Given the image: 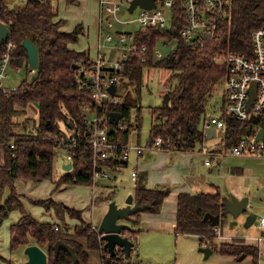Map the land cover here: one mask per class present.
Segmentation results:
<instances>
[{
    "label": "trees",
    "instance_id": "1",
    "mask_svg": "<svg viewBox=\"0 0 264 264\" xmlns=\"http://www.w3.org/2000/svg\"><path fill=\"white\" fill-rule=\"evenodd\" d=\"M7 3L8 0H0V23L9 28L16 45L17 61L14 66L25 64L26 67L28 64L26 51L22 47L23 41H31L38 51V68L34 77L30 81L24 80L16 91L8 94L0 92V150L3 152L0 198L5 189L11 192L7 201L0 205V226L10 213H20L18 222L9 228L10 251L35 245L47 253L48 264H73L65 251H60L56 262L53 260V246L62 241L73 248L78 258L77 264H90L91 252L100 255L101 264H133L129 259L139 234V230L133 228L139 225L142 213L160 212L164 199L170 194L169 187L147 189L135 186V202L149 207L132 215L131 229L122 232L133 243L128 261L124 259L120 249H117L116 255L109 262L104 243L97 232L91 230V224L83 220L81 211L56 204L51 199L47 200L62 223L65 216L79 222L75 227L65 225L61 228L56 222L37 221L21 203L15 190V182L54 181L57 139L61 135L82 132L84 129L82 107L89 105L91 100L77 88L73 66L89 60L90 55L87 51L70 48L78 42L83 28L76 26L70 32L62 31L65 22L57 19L56 9L49 0H27L18 10L10 9ZM179 15H175L168 29L137 31L138 45H146L148 52L143 55L144 58L131 55L124 63L116 83V86H122L121 94H115L118 103L109 107L106 114V119H109L111 113H120L125 122V130L116 129L109 134L110 141L119 147L127 146L133 132H138L141 128L143 75L152 69L171 73L169 80L176 78L177 84L167 90L168 106L161 104L159 107L150 108L153 120L146 147L150 149L157 138L169 142L171 150L175 152H193L203 145L206 136L202 124L206 118L207 100L216 85L223 86L226 57L232 53L251 52L253 33L264 27V0H231L226 16L219 23V39L209 40L203 48L179 41V32L185 24L183 14ZM160 39H166L168 43H178L174 52L163 59H156L154 53ZM30 105L37 107L34 129L15 131L18 122H13L14 117L25 113ZM134 109L137 112L135 126L130 119ZM222 119L225 128L221 145L223 152L228 153L242 137L252 132L254 124L252 121L240 122L230 117ZM263 126L262 124L261 127ZM75 152L77 156L72 162L71 171H64L55 182L57 186L93 185L89 151L84 144H80ZM124 162L125 160L108 161L104 166L116 171L124 167ZM106 199L109 200V196ZM223 199L219 192L180 194L177 201L175 235L197 236L200 246L205 244L221 256L236 259L241 256L251 257L252 264H258V249L244 244L243 240L217 242L213 229L221 228L220 224L227 216L221 215ZM42 203L46 204V201L34 204ZM206 214L220 215L219 223L212 226L209 220L204 219Z\"/></svg>",
    "mask_w": 264,
    "mask_h": 264
},
{
    "label": "built area",
    "instance_id": "2",
    "mask_svg": "<svg viewBox=\"0 0 264 264\" xmlns=\"http://www.w3.org/2000/svg\"><path fill=\"white\" fill-rule=\"evenodd\" d=\"M47 1V0H44ZM53 8L56 9L57 0H49ZM133 0H126V8H128ZM100 6V17H106L108 28L113 27L112 21L119 22L117 14L121 11L120 5L109 0H98ZM231 0H155V7L144 9L139 6L133 10H139L136 19L123 21V25L132 22L138 23L139 29H168L173 18L183 14L185 24L179 32V41L187 45H193L203 48L209 40L219 39V23L226 16L227 7ZM174 9V12H173ZM165 10L167 13L165 14ZM5 40L0 45V92L8 94L16 91L18 87L9 90L3 86L8 79V71L19 73L25 68L29 73H35V68L25 64L22 66H14L17 61L15 55L16 45L12 40L9 28ZM103 25V24H102ZM137 30V31H138ZM137 31L117 32L116 36L106 34L102 39L99 35V43L97 46V55L87 61L80 62L75 70V84L77 88L89 96L91 102L89 105L82 107V122L84 129L81 132H72L67 135H61L56 141V151L61 152L64 158V165L70 164L77 156L75 152L79 149L80 144L89 151L90 161L93 168L92 183L93 187L98 180L108 179L109 169L104 164L108 161L127 160L129 151L135 152L138 156L142 154L145 147L127 146L119 147L109 139V119L106 114L109 107L118 103L115 95L110 94V86H115L123 70L124 63L129 56L136 55L143 57L148 52L146 45L139 46L137 43ZM114 43L108 47V43ZM169 46L166 39L157 41L154 56L156 59H163L170 53L174 52L178 41H174L176 46L173 50L163 55L157 50L159 43ZM252 48L247 53H232L225 59L226 77L223 80L221 89V113L218 117H210L202 124L204 134L211 130L218 131L222 134L225 128V122L222 117H230L240 122L252 121L254 128L252 132L242 137L238 144L231 148L229 155L234 157H264V27L257 29L252 35ZM107 48V49H106ZM103 49L107 50V54H103ZM114 54L108 61L111 51ZM144 61V60H143ZM27 68V69H26ZM255 90V98L248 106L252 91ZM116 94V90H115ZM125 122L121 118L116 129L125 130ZM263 130L262 138L256 141L259 130ZM206 136V135H205ZM13 147V145H11ZM156 151H171V144L157 138L150 148ZM205 150L202 154H207ZM81 159V158H80ZM209 165V162L205 163ZM70 169V171H71ZM65 171V172H70ZM136 173L131 174L134 181ZM95 203V201L93 202ZM91 230L97 232L98 228L93 222H90ZM259 227L264 229V216L259 218ZM57 230V228L55 229ZM214 234L217 239L222 238L220 227H214ZM117 250V249H116ZM128 261V260H126ZM131 262V261H130ZM145 264V263H138Z\"/></svg>",
    "mask_w": 264,
    "mask_h": 264
},
{
    "label": "rangeland",
    "instance_id": "3",
    "mask_svg": "<svg viewBox=\"0 0 264 264\" xmlns=\"http://www.w3.org/2000/svg\"><path fill=\"white\" fill-rule=\"evenodd\" d=\"M120 5L121 11L117 14L119 22L112 21L114 24L112 28H108L106 17L102 18V30L101 38L106 34L116 36L117 32H135L138 30V23L132 22L127 25H123V21L134 20L140 13L136 10L133 14L127 12L126 0H109ZM27 2V0H8V7L12 10H18L21 6ZM161 0H159V3ZM58 16L65 20V25L62 28L63 31H69L76 26L83 28V34L80 35L78 42L71 45L72 49L87 51L92 58L97 55V46L99 39V4L95 0H58ZM167 11L165 10V14ZM161 42L157 46V50L163 55H166L169 51L173 50L176 46L175 43H171L169 46L164 45ZM108 47L114 45V43H108ZM107 49V48H106ZM103 49L102 53L107 54V50ZM34 73H29L27 70L22 69L21 72L15 73L8 71V79L4 82L3 86L9 90L18 87L24 80L30 81L34 77ZM171 73L167 71H161L152 69L143 75V89H142V102H141V128L138 132H133L128 144V148L134 146L146 147L148 140L149 130L152 124L153 117L150 112V108L159 107L162 104L163 96L167 94V90L172 89L176 84V78L169 80ZM116 94H121L122 86L118 84L116 86ZM221 89L222 85H216L212 94L209 96L206 104L205 120L210 117H218L221 113ZM36 105H30L25 113L14 117L13 122L18 126L15 131H29L34 129V124L37 122L36 118ZM131 124L136 125L137 112L131 111L130 115ZM26 120V121H25ZM25 121V122H24ZM202 123V122H201ZM201 126V124H200ZM24 127V128H23ZM223 140V134L218 131L216 136L212 139H205L204 146L206 148L214 147L215 144L220 143ZM152 150V149H151ZM172 151V150H171ZM133 152V151H129ZM128 152V153H129ZM148 152V151H146ZM145 152V153H146ZM155 152V151H154ZM175 152V151H173ZM63 154L56 151L55 164H54V181L32 182V181H17L15 185L16 192L20 200H23L24 209L38 221H53L60 225L61 228L65 226L75 227L79 224L77 220L70 219L65 216V221L62 223L56 217V211L53 207H50L51 199L54 203L66 206L72 209L76 208L77 211H82L83 219L86 223L93 222L96 227H99L100 221L103 215L108 210L110 202L106 198L110 195L111 202H115L117 206L124 204L126 200V193L132 191L129 183L130 169L121 168V176L115 173V170L109 169V178L104 180H98L94 190L91 186L85 185H60L57 186L55 182L64 173L63 166L65 164ZM3 165V152L0 150V166ZM116 177V178H115ZM122 178V181L120 179ZM29 182V183H28ZM122 182V183H121ZM124 182V183H123ZM127 185V187L125 186ZM125 187V188H124ZM127 191V192H126ZM6 190H4L1 198L0 205L7 201L8 198ZM111 192H114L113 195ZM5 193V195H4ZM33 199V200H31ZM100 199L98 203H93L95 200ZM102 199V201H101ZM104 199V200H103ZM60 201V202H56ZM46 201V204L35 205V202ZM64 203V204H63ZM75 209V210H76ZM17 212H12L2 222L0 226V264H25L27 262V256L25 255V249L20 248L16 251H10V233L9 228L12 223H15V216ZM256 217V221L250 228H245L244 224L249 215ZM33 217V218H34ZM261 216L258 213L250 212L249 208L245 213L240 214L237 218H233L228 215L224 218L220 224L223 232L234 235L235 231L243 232L250 236H259L258 226L259 218ZM131 227V225L129 224ZM243 234L236 238H240ZM137 238V244L135 245L129 261L133 264H137L142 261L147 264H218V259L221 257L217 252H214L209 258L205 259L202 247L199 241L192 237L179 236L175 238L173 234L166 235L165 237L150 239L148 235H141ZM235 238V239H236ZM218 241V240H217ZM33 246V245H31ZM246 259V260H245ZM250 257L244 258L238 264H249ZM90 264H101V257L97 252L90 253Z\"/></svg>",
    "mask_w": 264,
    "mask_h": 264
},
{
    "label": "crops",
    "instance_id": "4",
    "mask_svg": "<svg viewBox=\"0 0 264 264\" xmlns=\"http://www.w3.org/2000/svg\"><path fill=\"white\" fill-rule=\"evenodd\" d=\"M95 1H97V4H99L98 0ZM58 5L59 4L57 0V19H61L58 16ZM63 21L65 22V20ZM64 25L62 26V28L64 27ZM74 28L64 32H70ZM101 30L102 20L99 16V35H101ZM100 39L102 38L100 37ZM70 48L72 49V47ZM90 58L92 57L90 56ZM213 137L206 139H212ZM221 143L222 141L215 144L216 146L210 147L209 149L206 148L203 143L200 148H197L195 151L188 153L144 149L142 154L138 156L135 152H129L128 158L124 162V167L127 168V170L130 169L128 178L129 181L127 183H129L131 189L133 188V190L128 192L126 191V198L128 195H132L134 200V188L136 185L145 187L147 189H160L162 187H169L171 189L170 194L164 199L162 207L158 214L142 213L140 215L139 225L133 228L134 230H139L138 239L139 237H142L141 235H148L152 240L155 238L165 237L166 235L170 234H173L175 238L179 237L175 235L174 230L176 226L178 196L182 193L195 195L199 193L214 194L216 192H219L223 198H227L229 200L233 197L237 198L238 200L247 198L248 208L250 212H255L260 216H264V157H234L229 155L228 153L223 152ZM204 150L208 152L205 155L202 154V151ZM206 162H209V165H206ZM121 171V168H119L115 171V173L121 176ZM132 173H136L134 181L131 179ZM120 181H122V178L120 179ZM125 186L127 187L126 184ZM5 190L7 192V195L5 197L6 200V198H8L9 196V189ZM113 193L114 192H111L112 195ZM111 200L112 199H110L109 197L108 202H111ZM55 201L60 202L57 200ZM99 201L100 199H97L95 200V203H98ZM22 202L23 200H21V203ZM123 206L124 204L118 207ZM15 212H17L14 221L16 223L20 218V213L18 211ZM251 214L254 215V213ZM256 220L257 219L255 217V221ZM13 224L14 223H12L11 225ZM258 230L259 231L257 234H259V236H250L248 234H243V232H239L237 230L234 232V235L237 234L238 237L240 234H243V236L240 238H236L234 237V235H230L229 233L225 234L221 229L222 238L217 239V242L231 243L233 240H235V238L238 240H243L244 244L256 247L258 249V264H264V229L258 226ZM184 236L192 237L193 239L199 241V238L197 236ZM201 247L207 248L205 244H203ZM213 253L214 251L211 250V254L209 256H211ZM238 262H240L239 259L229 256H221L218 259V264H238ZM138 263L145 262H143L142 260ZM249 264H252L251 257L249 260Z\"/></svg>",
    "mask_w": 264,
    "mask_h": 264
},
{
    "label": "water",
    "instance_id": "5",
    "mask_svg": "<svg viewBox=\"0 0 264 264\" xmlns=\"http://www.w3.org/2000/svg\"><path fill=\"white\" fill-rule=\"evenodd\" d=\"M36 1V0H33ZM139 6L144 9H151L155 7V0H133L130 3L128 8V13H132L133 10ZM8 34V29L0 24V45L3 40L6 39ZM23 49L26 51L28 64L31 65L33 68H38V51L35 44H33L29 40H25L22 43ZM114 51L110 52L108 61L111 60ZM73 69H77V65L73 66ZM115 86H110L109 91L112 96L115 95ZM251 98L248 102V106L251 104L252 100L255 98V90L253 88ZM169 104V95L165 94L163 96L162 105L168 106ZM122 118L120 113H111L109 116V124L111 127L109 128V134L114 131V127L117 125L118 121ZM263 130H259L256 141L262 138ZM206 138L213 137L215 135V131L211 130L206 132ZM71 165L67 164L63 166L64 171H70ZM221 206L223 207V211L221 215H230L233 218H237L240 214L245 213L248 208V199L243 198L238 200L237 198L233 197L230 200L224 198ZM149 206H141L139 203L134 202L133 196L128 195L126 200L124 201L123 207H118L115 202H110L108 205L107 212L103 215L97 234L100 236V240L104 243V249L107 251L109 255V262L110 260L116 255V249H120V251L124 255V259L128 260L133 243L130 241L129 238L124 237L122 232L125 230H130L131 227L129 224L133 223L132 215L135 213L141 212L145 210ZM220 215H210L206 214L204 219L209 220L212 226H216L220 221ZM124 222V223H121ZM255 222V216L249 215L247 220L244 224L245 228H249ZM60 251H65L71 257L73 264H77L78 258L74 253L73 248L68 246L66 243L62 241H58L53 246V260L54 262L57 261ZM201 252H203L205 259L211 254V250L209 248H202ZM25 255L27 256V262L25 264H48V256L47 253L39 248L38 246H28L25 249ZM244 256H241L239 260H243Z\"/></svg>",
    "mask_w": 264,
    "mask_h": 264
}]
</instances>
